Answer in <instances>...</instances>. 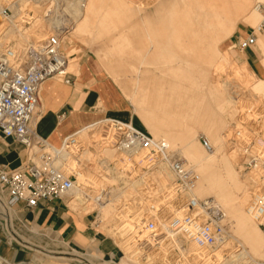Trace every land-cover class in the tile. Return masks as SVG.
Returning <instances> with one entry per match:
<instances>
[{"label": "rangeland", "instance_id": "1", "mask_svg": "<svg viewBox=\"0 0 264 264\" xmlns=\"http://www.w3.org/2000/svg\"><path fill=\"white\" fill-rule=\"evenodd\" d=\"M65 1H63L64 7ZM81 1L82 3L87 1V4H91V2H93L94 7L89 13L87 22L83 24V26L77 33L70 34L73 23L69 21L64 22V24L68 25L69 29L67 33L62 34L61 51L63 54L67 55L69 60L67 70L71 72V74L78 77L80 66H82L81 64L85 62L86 59H88L89 61H96L98 64H100L99 72L104 76L106 83H108L109 91L112 92L115 96V102L112 104V106L117 110H115V112H104V115H102L101 118H117L123 121H131L134 125L140 128L141 119L136 114L137 103H135V99L134 101H132V97L134 98V95L131 94L132 91L135 90L134 80H126L125 82L123 81V79H121V76L115 78V76L113 77L112 75H110L106 71V69L103 68L104 66H102L99 57L95 53V49L101 46L102 40H104L106 42V45H108L109 41L107 38L112 35L103 34L102 37H100V35L96 33L98 19L96 9L101 5L100 2H103L101 9H105L109 6L111 7L109 1L113 2V0ZM118 1L124 2L126 3V5L122 7V11L113 21H115V23L118 25L125 24L126 26H130L135 22H141L143 20L141 18V15L145 12H147L149 15H154L155 8L163 0ZM183 1L186 2L187 6L190 3V0H178L177 2L182 4ZM255 1L256 0H240V3L243 4V13L241 17L243 15L246 16L252 10V5H254ZM180 4L177 5L180 6ZM192 4L194 5L193 2ZM31 5H33V3ZM38 6L40 7L39 13L35 15L33 14L34 16H32V22L29 25H23L22 29H24L23 31L26 30L25 36L27 37H32V35H35V33L37 32L39 34L41 32L44 33V35H47L49 33V30L51 29L48 26L46 17L44 16L43 7L41 6V4H39ZM63 13L65 14V16H68L69 20V15L64 11ZM181 17L182 16L179 13L175 14L174 19H176V23H178V21H181ZM82 18L84 19V14H82L81 19ZM35 20L37 23V27L33 26V24H35ZM153 21L155 22L157 20L154 19ZM82 23L83 22H81V24ZM257 23L254 25L249 23H236V25L234 26L229 24L226 27V33L223 35V37H220L219 40L216 41L212 37L207 40L209 41V44L204 39L199 40L196 44L199 53L197 54V56L193 51H189V42L186 37L189 36L190 30L187 33L185 32V35L181 36L179 34L181 37V41H178L182 42L181 45L183 46V49H180L175 37V35H178L179 28L177 27V25L173 26L172 28H170L171 31L172 29H174L172 33L173 38L171 39V44L174 45L175 50L171 54L168 50L169 47L166 48L167 52L174 57L170 58L169 54L166 53V58H160L158 60L160 66L166 67L168 69H171L173 67H176V69L179 68L182 73L180 76V80L181 84L183 85V91H181L183 102L181 107L184 110V113H182L181 115L173 112H170L169 115L167 114V116L171 119V124H175L173 121L178 122L179 125L181 123V126L175 125V128L177 129V137L170 139V137H168V134H162L163 137L169 143L170 148L173 149L178 156L184 157L189 163H191L194 166L195 171L200 175L198 168L201 163L199 164V162L189 161L187 159V154L185 153L186 151H189L188 141L191 140V144L193 146L195 145L194 147L198 150V158H207V160L204 161L210 162V166L214 165L212 169L216 175V178L219 181H226L227 184L225 185V192L227 197L230 199L237 198L243 200L241 203V212L243 213V215H245L252 226L256 227L255 231H257L258 238L261 241V246H259L257 250L259 253L257 251H253L251 247L246 244V242L237 234L238 232L236 230L235 218L228 212V206L224 203H221L219 200H216L214 195H210L225 211L228 218L229 236L226 246L228 247L226 250L228 251V253L226 254L227 257L222 254L223 252L217 253L215 252L216 250H213L211 252H208L209 256H205L203 261H195L191 257L182 256L181 260H179L176 264H215V262H219L221 264L225 262L227 264L228 261L230 262V264H253L252 260H257L259 264V262L264 260V227L263 225H258L253 222L248 217V215L245 214V206L250 200L251 192H253V190L251 191V188L253 187L254 189V184H252L251 187V175L254 176L255 173L240 171V152L238 149L233 148V146L227 141L228 135H226L231 126H236V128L240 129L243 133L250 132L253 134V136H257L255 140L257 142V146L264 147V82H262V80H264V53L257 40L254 45L242 51L238 50L234 46L236 37L238 35L244 36L250 31V28H255ZM188 29L190 28L187 27V30ZM6 30L7 31H5V33L3 34L5 42H11L13 40L22 42L23 34L16 32V30H14L12 27H7ZM152 30H154L155 32L159 31L158 36L162 32L160 27L152 28ZM180 33H182V30L180 31ZM256 34L259 38L264 34V28H262L260 31H257ZM44 35L42 34L43 37ZM162 35L164 34L162 33ZM160 40H163V36H160L158 38L159 42ZM145 44L146 40L144 38H140L139 45L142 46ZM159 44L161 45V43ZM224 52L228 53L226 59L222 55ZM102 53L103 52H101V54L99 55L101 56ZM125 54V56L121 57L117 55V52L114 53V57L112 58V66H115V69L122 68L127 71L130 70L131 67L129 65V62L135 60L133 55L135 56L136 53H133L132 56H130L127 52ZM203 54L208 56L207 62L204 61L205 55ZM199 60L202 61V64L198 63ZM188 61H190L189 66L186 64V62ZM256 61H259V64L256 63L254 65L253 63ZM204 62L206 63V67L205 65H203ZM194 76L197 79H195ZM128 78L132 79L133 77L131 78V74L128 73ZM193 78L197 80V86L195 89L196 91L189 89L190 83H193ZM57 79L59 80V82L66 84L63 82L62 78L57 77ZM178 81L179 80L176 76V82ZM71 83H73V80H71L70 84ZM136 85H138V98L140 93L139 85H141V83ZM173 92V90L165 91V100H167V102L171 101L170 94H173ZM194 93L197 96L196 100L198 102L196 108L192 107V111H190L191 107L189 105L191 104L190 101L194 98ZM130 94L131 96H129ZM160 97L161 95L159 96V98ZM176 100L175 103L178 102ZM167 102L166 108H172L173 105ZM173 102L174 99H172L171 103ZM99 106L100 103L98 102L96 108ZM38 112L42 113L41 109L38 108ZM173 117L178 118L173 120ZM205 117L213 118V121H221V125L217 129V132L215 131L212 133L203 128H200L198 122H196V129L192 128L194 126L195 120L200 121V119H203ZM191 128L192 130L190 131ZM87 129L88 130L86 138L82 141L80 140L79 146L77 147L78 149H80L79 151L82 150L80 148L82 147L86 148V150L90 152L86 158L87 160L77 162V156V158H72V162L73 164L75 163V166H77L78 169L76 168V170H80L81 172H83L85 177L87 176V179H89V181L93 184L89 188V190L85 187V191L90 194V198L86 202L85 200L83 201V199L80 200V198L78 200L76 199L73 202L69 203L68 207L69 209L77 213L79 217L88 216L89 226L93 231L97 233V237H99V239L106 238L108 240H112L125 252H127L126 250L130 251V248L127 246L128 236H125V234L122 233H118L117 230L121 231L126 220L135 212V210L140 209V206L136 204V199L141 197L138 196L141 186H133V182L142 180L143 185H146L149 182L155 183V181L159 180L160 174L159 172L156 173L150 168H142L141 166H136L135 164H132V166L129 165V170H127L124 175L120 176L119 174H116L114 171L116 170L117 172H120L122 170L119 167L122 166L121 164H125V162L127 161L126 158L121 154V152L114 150V148H111L110 146H106L104 143H100L102 142V137L100 135L98 136L99 130L97 128L87 126ZM95 133H98L95 136L98 137L97 142L92 141L91 138V136ZM150 135L152 136V134ZM77 136L78 135H76V137ZM159 136L161 135L158 134V136H156L155 138H158ZM201 136H205L211 146L213 145L212 149L214 148L215 150L213 153L210 154L209 151H207L208 153H206V150H203L204 148L202 147L200 142ZM222 137L224 143L222 142ZM17 148V150H20L21 153L22 160L19 163L21 164V162L26 160L27 153L20 144L17 146ZM234 153L235 155H233ZM223 159L226 160L225 162L229 164V167L231 169V182H228V178L226 174H224L225 166L223 163ZM114 164H116V166H114ZM70 172L71 171H69L67 174H70ZM216 173H218L219 176ZM216 178H214V180ZM200 179H202L201 175ZM165 181L167 182V184H170V182L172 181V177L169 178L167 176ZM84 182L85 180L83 182L81 181L80 184H83ZM80 189H82V187ZM100 189L107 190L108 194L106 198L108 197V200H104L105 202L103 201L97 204V202L95 201V197L98 195ZM72 194L73 196L80 197V194L78 192H73ZM132 202L134 204H132ZM107 203L109 204L106 205ZM258 232L260 234H258ZM172 242L182 247L176 249L163 248L161 250L162 254H165L166 256H173L174 254L180 255V250L182 252L184 250L186 251V253H191L196 249V247L191 243H184L178 238H175ZM125 243L127 244L125 245ZM51 244L52 243L48 241H39L37 243H34V245L20 243L19 245L17 244V248L18 252H22L26 261L32 264L57 263L54 257H65L68 260L67 264H88L86 261H88L90 264H98L97 255L99 256L102 254V252L92 244L88 246L86 245V247L84 246L83 249H68L66 247L68 246L67 243H53V245ZM164 244L165 243H163L162 245L164 246ZM25 246H27L28 248ZM131 253L134 254L133 251H131L124 257L120 253L118 257H115V260L112 264H158L160 262L158 261V255H154V251L152 252V249L144 250L141 253L138 252L134 257H131ZM89 254L90 256H88ZM206 258L211 261H208ZM16 262L21 263L23 261H21L19 258H16Z\"/></svg>", "mask_w": 264, "mask_h": 264}, {"label": "built area", "instance_id": "2", "mask_svg": "<svg viewBox=\"0 0 264 264\" xmlns=\"http://www.w3.org/2000/svg\"><path fill=\"white\" fill-rule=\"evenodd\" d=\"M27 1L29 3L31 0ZM63 1L65 0L36 1L43 7L46 18L56 16L63 23L58 28L50 27L49 33L45 34L40 43H35L30 36L23 39L22 43L15 40L5 42L3 37L7 31L5 25L14 18L13 9H21L20 0H0V138L19 143L27 153L26 160L17 167L0 170V196L8 206L22 201L25 208L30 210L34 209L40 200L62 198L66 199L69 206L68 197L78 186L83 188L80 200L86 202L90 198V194L85 191V187L89 190L93 185L89 179L86 177L85 182L79 184L76 172L65 174L58 169L55 161L59 149L40 137L35 130L42 83L56 76L62 78L64 83L70 84L71 77L74 76L67 70V55L61 51L62 34L67 33L69 29L62 18L66 17L63 14ZM255 9L262 15L261 22L256 28H250L244 36L236 37L234 46L240 51L254 45L257 31L264 28V0L256 2ZM32 16L34 15L31 12L22 9L18 26L23 28V25H29ZM65 114L67 113L62 112L58 117L63 118ZM88 127L99 130L97 134L102 137L100 143L121 152L127 160L122 166L135 164L158 173L160 166L166 165L172 174V181L166 186L167 189L160 190L161 195H144L143 202L138 205V224L131 222L132 229L124 233L128 236V244L125 245L127 244L130 251L125 252L115 244L123 257L131 251L134 253H131V257H134L138 252L152 249L153 254L158 255V264H176L182 256L190 257V253L184 250H180V255L173 256L161 253L163 248L182 247L172 242L175 238L184 243H191L197 251L203 253L218 249L225 243L229 236L225 211L213 198L197 199L193 195V189L199 180L198 173L183 157L178 156L163 138H155L131 121L117 118H101ZM77 132L66 136L61 144L67 149L71 147V153L73 146H79ZM226 135L227 141L240 152V171L255 173L251 182L254 189L251 188L253 192L246 210L256 224L264 227V147L257 146V136L250 132L243 133L236 126H231ZM200 142L206 151H212V146L205 136L200 137ZM75 157L77 158L75 153H72L71 160ZM158 181H155V184ZM107 194V190L100 189L95 197L97 204L106 201ZM138 227L149 232L155 244L144 243ZM97 259L98 264H112L115 260L111 254L97 255ZM0 264L19 263H13L0 255ZM259 264H264V260Z\"/></svg>", "mask_w": 264, "mask_h": 264}, {"label": "crops", "instance_id": "3", "mask_svg": "<svg viewBox=\"0 0 264 264\" xmlns=\"http://www.w3.org/2000/svg\"><path fill=\"white\" fill-rule=\"evenodd\" d=\"M175 1L177 2L178 0H163L155 8L154 15H149L145 12L141 15L143 19L141 22H135L130 26L125 24L118 25L113 21L126 3L113 0V2L109 1L111 7L101 9L103 2H100L101 5L96 9L98 17L96 33L100 37L103 34H112L107 38L109 41L108 45L102 40L101 46L95 49L96 55L99 57L102 66H104L103 68L115 78L121 76V79L125 82L126 80H134L135 90L131 94L134 95L132 101L135 99V103H137L136 114L141 119L140 129L149 132L154 137L158 136V134L161 135L158 138L163 137L162 134H168L170 139L177 137L175 125L181 126V123L179 125L178 122L173 121L175 124H171V119L167 114L169 115L170 112H173L181 115L183 111L181 107L183 102V96H181V91H183V85L180 80L181 70L179 68L176 69V67L168 69L160 66L158 62L160 58L167 57L166 47H169L168 50L171 54L175 50L174 45L171 44L174 29L171 31L170 28L176 25L179 28L178 35H175V37L180 49H183L182 42H179L181 41L180 35H185L190 30L189 36L186 37L189 42V51H193L197 56L199 53L196 44L199 40L204 39L209 44L207 40L210 38L213 37L217 41L220 37H223L229 24L232 26L236 25V23L254 25L260 19V13L252 9L244 18L237 17V21L230 17L225 23L226 27L218 19L215 25L214 10L218 5L216 0H190L188 6L185 1L182 4ZM177 4H180V6ZM238 4H242L240 0H232L234 9ZM93 7V2L87 4V1L82 3L81 0L66 1L64 9L74 22V27L70 34L77 33L83 24L87 22ZM176 13L182 16L181 21H178V23L174 19ZM82 14H84V19H81ZM154 19L157 21L154 22ZM81 22L83 23L81 24ZM159 27L162 32L158 36L159 31H156V33L152 28ZM187 27L190 29L187 30ZM181 30L182 33H180ZM160 36H163V40L159 42L158 38ZM140 38L146 40L145 45H139ZM257 42L264 53V34L259 38L257 37ZM101 52L103 53L100 56ZM116 52L121 57L125 56L126 52L130 56L136 53L135 56L133 55L135 60L129 62L131 67L129 71L122 68L115 69V66H112V58ZM227 54V52L222 54L225 59ZM169 57L172 58L174 56L169 54ZM207 57V55L204 56L205 62H207ZM205 62L203 65L206 67ZM198 63L202 64V61L199 60ZM256 63L259 64V61L253 64L255 65ZM186 64L189 66L190 61L186 62ZM81 65L79 76L76 77L74 75L71 77L73 80L72 84H63L59 82L56 76H53L44 81L41 86L39 109H41L42 113L38 112L35 130L38 135L44 137L50 144L56 145H53L54 147L61 146L66 136L101 119L104 112H115L116 110L112 106L115 102V96L109 91L108 83H106L104 76L99 72L100 64L86 59ZM128 73L131 74L132 79L128 78ZM176 76L179 80L178 82H176ZM195 76L194 78L197 79ZM195 79L193 83H190L189 87L193 91H196L197 86V80ZM138 82L141 85H139L140 93L137 98L138 85L136 84H139ZM167 90L174 91L173 94H170L171 101L174 99L173 103L165 100V91ZM160 95L161 97L159 98ZM196 99L197 96L194 93V98L189 105L191 107L190 111H192V107L196 108L198 102ZM175 100L178 102L175 103ZM98 102L100 106L96 108ZM166 102L173 105L172 108L169 107L173 111L166 108ZM62 112L67 114L63 118H59L58 116ZM176 118L173 117V120ZM212 119L207 117L200 119V124L198 125H200V128L210 131L214 122L218 123V129L221 121H213ZM196 122L198 120H195L192 127L194 129L197 127ZM18 145L19 143L10 139L0 138V170L12 169L18 166L22 160L20 150H17ZM72 197L73 194L68 197V203L74 201V199H71ZM97 236V233L89 226L88 216L79 217L77 213L69 209L65 198L40 200L34 209L29 210L25 208L22 201L17 202L13 206H8L5 199L0 196V255L13 263H17L16 258H19L23 261L19 264H32L26 261L21 251L18 252L17 244L34 245V243L39 241H48L52 243L51 245L53 243H67L68 246L66 247L68 249H83L84 246L92 244L104 255L111 254L114 258L119 256L120 252L112 240L99 239ZM54 259L57 262L54 264L68 263L65 257H54Z\"/></svg>", "mask_w": 264, "mask_h": 264}, {"label": "bare ground", "instance_id": "4", "mask_svg": "<svg viewBox=\"0 0 264 264\" xmlns=\"http://www.w3.org/2000/svg\"><path fill=\"white\" fill-rule=\"evenodd\" d=\"M37 0H31L29 3L27 0H20L19 4L21 6V9H19L18 7L14 8L13 9V17L14 18H11L8 22V25H5V27H12L14 30H16V32L20 33V34H23L22 36V39H26L27 36H25V31H23L24 29H22V27H19L17 22L19 21L20 17V13H21V10L25 8V10L31 12L32 14H38L39 13V4L36 2ZM66 1H69V0H66ZM66 1H65V5H66ZM258 1H261V0H256L254 2V5H252V9L253 11L255 12H258L260 13L258 10L255 9V3L258 2ZM216 2H218V5H217V8H215L214 12V17H215V25H216V20L218 19V21L221 23L222 22V25L224 26L225 23H227L226 21L230 18V17H233L234 21H237V17H241L242 13H243V4H238L237 7H235L234 9V6L232 5V0H216ZM33 3V5H31ZM216 6V5H215ZM65 8V7H64ZM246 8V7H245ZM64 12L65 9H63ZM251 12V11H250ZM249 12V13H250ZM64 14V13H63ZM244 16V15H243ZM242 16V17H243ZM63 18V21H69L72 24V30H73V26H74V22L72 21V19L70 18L69 16V20H68V16L66 15V18L65 17H62ZM261 19H262V15L260 13V19L257 23V25L255 26V28L259 25V23L261 22ZM37 20V19H36ZM36 20H35V24H33V26L37 27V23H36ZM47 20V23H48V26L49 27H52V28H58L62 25V21L60 19H58V17L56 16H50V17H47L46 18ZM226 27V25H225ZM72 30L70 31L72 33ZM42 34L44 35V33H41L40 34L37 32L35 33V35H32V39L35 43H40L44 37L42 36ZM45 36V35H44ZM29 37V36H28ZM219 92V91H218ZM220 94V93H219ZM222 97V96H221ZM216 100V99H214ZM222 100V99H221ZM221 102V101H220ZM216 103V102H215ZM214 103V104H215ZM219 103V102H218ZM213 104V105H214ZM203 109V108H202ZM205 109V108H204ZM202 111V110H201ZM182 113H184V110L182 111ZM181 113V114H182ZM186 115V114H185ZM183 117V116H182ZM185 118V117H184ZM190 119V118H189ZM198 124H200V122L198 121ZM217 127H218V123H214L213 122V126H212V130H208V132H217ZM148 129V128H147ZM87 126H84L82 128H80L78 130V132L76 133L77 138L78 139V143L80 142V140L82 141L83 139L86 138L87 136ZM150 130V129H148ZM215 134V133H214ZM97 135V133L93 134L91 136L92 138V141L94 142H97L98 140V137H95ZM95 137V138H94ZM163 138L166 142L167 140L164 138V137H161ZM188 140V139H186ZM185 140V141H186ZM188 145H189V151H186L185 153L187 154V159L189 161H195V162H199L200 166L198 168L199 172H200V175L202 176V179H200V175H199V180L197 181L198 183H196L194 189H193V195L198 198H203V197H208V198H213L212 196L210 195H214V197L216 198V200H219L221 203H224L228 206V212L230 214L233 215V217L235 218V225H236V230H237V234L246 242V244H248L251 249L253 251H257L259 246H261V241L259 240L258 238V235H257V231H255V228L256 227H253L252 224L247 220V218L245 217V215H243V213L241 212V203L243 200H240V199H230L227 197L226 195V190H225V185L227 184L226 181H219L217 178H216V175L215 173L213 172V169L212 167L214 166H210V162L208 161H204V160H207L204 159V158H198V150L191 144V140L188 141ZM222 142L224 143L223 141V137H222ZM168 143V142H167ZM169 144V143H168ZM62 146V145H61ZM59 146V147H56L59 149V155L55 161V165L58 169L62 170L65 174H67L69 171H74L76 172L78 175H77V178H78V182L80 184V182L84 181L86 179L85 175L83 172H81L80 170H76L77 166H75V163L73 164L72 160H71V157H72V153L74 155L75 153V156H78V161H82V160H87V156L89 155V151L86 150V148H81L82 150L79 151L80 149L77 148V145L76 146H73V150H72V153L70 152L71 151V147L70 148H66L64 146ZM213 146V145H212ZM205 151V149H203ZM215 150L214 148L212 149V151H209V153H213ZM206 153H208L207 151H205ZM231 152V151H230ZM235 155V153L233 154ZM238 157V156H237ZM184 158V157H183ZM185 159V158H184ZM186 160V159H185ZM238 160V159H237ZM187 161V160H186ZM218 161V160H217ZM226 160L223 159V163H224V171L227 176V180L228 182L232 181V176H231V169L229 167V164H227L225 162ZM187 163L192 166V168L194 169V166L189 163L187 161ZM218 163V162H216ZM215 163V164H216ZM236 163V162H234ZM197 164V163H196ZM129 167L130 166H126V167H123V166H120L119 168H121L122 170L120 172H117L116 170L114 171L116 174H119L120 176L124 175L125 172H127V170H129ZM161 167V171L159 172L160 174V178H159V181L158 183H148L146 185H143L142 183V180L140 181H135L133 182V186H141L140 187V192L138 193V196H141L139 198H137V202L136 204L139 205L141 204L143 201V198L144 195H157L159 194L160 190L162 189H167V182L165 181L166 177L168 176L169 178L172 177V174L170 173V171L167 169V166L166 165H163V166H160ZM78 169V168H77ZM117 169V168H116ZM168 170V171H167ZM195 170V169H194ZM216 170V169H215ZM218 175V173H216ZM89 176V175H88ZM164 176V177H163ZM166 176V177H165ZM219 176V175H218ZM234 176V175H233ZM253 177V175H251ZM222 177V176H220ZM235 177V176H234ZM214 178H216L214 180ZM255 178V177H254ZM226 179V178H225ZM81 187L78 186L76 187V189L73 191V192H78L81 195H83V188L80 189ZM231 188V187H230ZM229 188V189H230ZM233 188V187H232ZM231 190V189H230ZM229 190V191H230ZM161 195V194H159ZM75 197V198H74ZM79 196H73L71 199H78ZM108 200V199H107ZM215 201V200H214ZM216 202V201H215ZM217 203V202H216ZM249 203V201H248ZM247 203V205H248ZM109 203H107L106 205H108ZM132 204H134L132 202ZM218 204V203H217ZM219 205V204H218ZM247 205L245 206V214L248 215V217L251 219V217L249 216V214L247 213V210H246V207ZM102 206V205H101ZM105 206V205H104ZM103 206V207H104ZM220 206V205H219ZM135 208V207H134ZM139 218H140V210H135V212L126 220V222L123 224V229L121 231L117 230L118 233H126V232H129L130 229H132V223H135L134 225L138 224V221H139ZM252 220V219H251ZM103 221V219H102ZM253 221V220H252ZM254 222V221H253ZM139 232H140V238L141 240H143L144 243H146L147 245H153L155 244L154 240H153V237L152 235L147 232V231H142V229L140 227H138L137 229ZM258 234H260L258 232ZM228 240V239H227ZM225 241V243L223 245H221L220 248L218 249H214L215 252L217 253H220V252H223L222 254L225 255V257H227V253L228 251L226 247L227 246V243L228 241ZM242 240V241H243ZM263 246V245H262ZM222 249V250H221ZM214 252V253H215ZM251 252V251H250ZM258 252V251H257ZM261 252V251H260ZM148 253V252H147ZM213 253V254H214ZM259 253V252H258ZM189 256L193 259V260H197V261H203V259L205 258V256H209L208 253H203V252H199L197 251L196 249L194 251H192ZM211 256V255H210ZM218 256V255H217ZM216 257V256H215ZM217 258V257H216ZM207 259V258H206ZM208 260V259H207ZM229 260V259H228ZM206 261V260H205ZM208 261H211V260H208ZM207 262V261H206ZM205 262V263H206ZM227 262V261H226ZM219 263V262H218ZM215 262V264H218ZM252 263L253 264H258L257 260H252ZM221 264V263H219ZM222 264H226L225 262H223ZM227 264H230V262L228 261Z\"/></svg>", "mask_w": 264, "mask_h": 264}]
</instances>
